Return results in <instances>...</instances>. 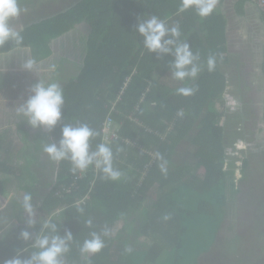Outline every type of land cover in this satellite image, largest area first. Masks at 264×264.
<instances>
[{"label":"trees","instance_id":"1","mask_svg":"<svg viewBox=\"0 0 264 264\" xmlns=\"http://www.w3.org/2000/svg\"><path fill=\"white\" fill-rule=\"evenodd\" d=\"M223 1L218 0L217 9L206 19H201L194 9L179 12L181 0H72V6L55 4L50 17L30 19L23 26L17 20L10 22L20 32L23 42L5 44L0 47V54L15 48H31V59L39 62L54 54L52 40L72 37L77 45L72 43L65 50L62 42L61 50L55 53L61 69L66 70L70 63L77 64V72L64 74L59 83L65 99L63 119L54 131H43L58 144L64 124H87L99 133L92 140V149L108 143L113 150L114 167L123 174L119 180L112 181L94 167L83 174L73 173L70 161L66 160L57 164L53 179L44 182L40 189L39 178L31 171L34 159L25 157L26 164L22 165L12 154H23L26 150V146L21 149L14 146L13 127L0 132V202L10 201L6 197L10 184L17 197L8 203L5 216L10 213L13 216L17 201L30 192L41 199L43 212L61 211L58 219L51 218L57 224V234L63 235L65 230L73 234L62 264H180L182 209L189 211L197 206L198 210L190 211L203 222V213L217 215L229 203L233 208L238 204L237 170L242 176L238 181H242L250 164L242 146H246L249 134L253 133L244 126L249 110L242 107V97L247 96L243 89L248 90L251 85L245 84L242 74H234L227 80L221 62L217 61L213 72L206 67L209 50L226 45L228 18L222 10ZM246 3L249 0H240L236 5L238 15H246ZM27 13L28 16L31 12ZM258 14L264 23V10H258ZM153 15L169 27L178 25L181 42L190 44L199 55L204 67L196 96L173 95L167 102H161L159 82L155 79L159 70H154L157 63H151L154 80L150 81L144 74L154 54L151 57V52L144 51L143 37L136 31V25ZM79 27H85L87 34L80 33ZM204 40L209 48L197 51L199 46L205 47ZM84 53L86 56L82 58ZM71 54L73 57H69ZM19 93H14L16 99H10L12 107L8 114L23 120L26 117L18 109L29 94L23 90ZM215 93L224 94L220 98L225 104L221 114L214 109ZM7 94L2 96L0 107L4 106ZM0 95H3L1 89ZM180 112L183 116L178 115ZM106 127L109 134L104 132ZM180 147L182 154L178 151ZM157 152L168 161L166 174L159 168ZM217 190L221 191L220 196H215L212 202L213 192ZM141 207L145 219L138 234L147 239L145 244L130 241L125 227ZM224 210L221 215L225 214V222ZM257 217L264 227V209ZM88 220L92 221L90 226ZM43 223L29 226L25 221L11 231L0 241V261L16 254L26 258L37 251L33 243L41 234ZM105 228L113 229L115 235L103 236ZM24 229L32 233V240L20 237ZM228 230L232 232L230 227ZM93 232L102 235L105 247L88 256L81 252V247ZM258 235L264 238V231ZM210 256H215L214 248L207 257ZM257 261L247 264H264V257Z\"/></svg>","mask_w":264,"mask_h":264},{"label":"rangeland","instance_id":"2","mask_svg":"<svg viewBox=\"0 0 264 264\" xmlns=\"http://www.w3.org/2000/svg\"><path fill=\"white\" fill-rule=\"evenodd\" d=\"M29 1L30 0H19V4L27 6V2ZM229 1L234 2L233 0H226L225 9L228 10V12H232V8L229 7ZM71 2L72 0H68L65 3ZM246 5H248V3ZM254 10L255 12L253 11L252 17H256V14H258L255 8ZM36 14L37 13H34L33 16ZM26 17L29 16H21L20 19H30H25ZM14 20L19 21V19ZM20 25L21 24H16L17 27ZM234 25L235 30L231 32L239 36L238 40L242 41L245 50L246 48L249 50L252 48L253 53H255V69H250L246 76L245 74L243 75L245 77H252L253 75V80L249 82V85H251L253 89V93H250L251 90L249 89L246 93L247 96L242 97V107L249 110L246 112L248 121L247 123L246 121L244 122V126L253 132L249 134L246 146H242V149L245 150V155L249 157L250 164L247 177H244L242 181H238L242 176L239 170H237V182L240 191L238 195V204L235 208L231 205L232 203H229L228 208H222V210L236 209L227 210L225 222V214L221 215L222 210H219V214L217 215L209 211L203 213L201 216L205 217L202 219L205 221L199 222L200 219L197 217L194 218L195 215L191 212L198 210L197 206L196 209H188L189 211L182 209L181 219L184 232L182 234V248L179 251L181 256L180 264H247L252 263L254 260L262 261L264 257V238L261 239L258 235L264 231V227L262 225L260 226V222L257 219L258 213L264 209V70L261 65L264 48V23L260 17H257L251 18L246 22L243 21L242 23L234 22ZM236 26L240 29H236ZM79 29V32L84 35L88 32L85 27H79ZM231 29H233V25ZM67 37H69V39L65 40V46H69L70 43L72 44L73 42L71 36H66V38ZM69 57H73V55L71 54ZM31 58V48H19L13 51L11 56L3 61V66L0 67V89L3 94L0 95V101H2L4 95L8 93L4 98V106L0 107V132L7 127H13L12 139L15 141L14 146H17L18 149H21L22 146H26V150L22 152L23 154H12L16 155L17 161L22 165L26 164L27 158L25 157L34 159V163L31 165V171L39 178V188L41 189L42 184L49 179H53V176L57 173L58 163L51 160L48 154L43 150L45 143L54 141L50 139L43 129H32L26 123L22 126L23 123L27 121L26 118L21 120L17 119L16 116H8L6 115V109L12 107L10 99H16L14 93L17 94L20 90H23L30 94L31 87L39 80L47 84L49 79L53 78L56 83H60L63 81L64 74L67 75L69 74L68 72H77V64L70 63L66 65V70L61 69L59 60L57 58L51 59L50 57L35 63L34 69L29 72L24 70L22 65ZM70 59L75 60L74 58ZM56 68H58V70H56ZM251 82H255V85L252 86ZM241 95H243V92L240 93V96ZM239 99L240 97L237 98V100ZM224 106L225 104L218 100L215 103L214 109L221 113V109H224ZM256 113L258 118L255 121L257 117ZM16 127L18 128L17 131ZM106 131H108V128H106ZM180 149L181 147L178 148L179 153H184L180 152ZM178 158L179 156L175 158L177 162L179 160ZM12 183H15V181ZM8 186V194L6 197H11L9 198V202H13L12 199L17 197H14L15 191L10 189L12 184ZM220 192V190L213 192L215 195L213 196L214 198L211 197L212 202H215V196H220ZM194 193L195 192L191 194ZM29 194L32 196V219L35 223H43L53 217L54 219L59 218L61 211L56 210L54 213H44L40 209L41 199L37 195L35 196L34 193L30 192ZM150 196L151 198L153 197L152 195ZM19 198L20 195L18 196V199ZM8 203L4 204L0 202V241L5 239L9 233L19 225L25 224V221L27 223L29 219L23 207V198H20L15 204L16 212L12 213L14 215L11 217V213L8 217L5 216L4 210L9 208ZM18 214H20V217H18ZM144 219V208L141 207L132 215V219L125 224L130 241L143 244L147 243V239L143 235L138 234L139 230L144 225ZM229 227L232 229V232L228 230ZM110 235H115L113 229H111ZM134 248H137L136 244ZM212 248H214L215 256L207 257L211 253ZM258 262L259 261H257V263Z\"/></svg>","mask_w":264,"mask_h":264},{"label":"clouds","instance_id":"3","mask_svg":"<svg viewBox=\"0 0 264 264\" xmlns=\"http://www.w3.org/2000/svg\"><path fill=\"white\" fill-rule=\"evenodd\" d=\"M250 4L261 10L256 3L249 0ZM218 0H181L179 12L194 9L201 19L210 17L217 9ZM22 11L19 0H0V47L14 41L17 45L23 42L20 32L10 26V22L18 18ZM136 31L143 37L144 47L157 56L173 57L170 67L172 77L180 82L196 80L204 65L199 63L200 57L195 54L190 44L181 42V31L179 26L169 27L165 21L153 15L148 19L139 20ZM35 61L27 60L22 68L31 72L35 67ZM217 60L214 55H210L206 61L209 72L216 69ZM178 95L184 97L192 96L195 88L182 86L176 90ZM65 103L63 89L59 83L52 82L45 84L38 81L30 89V94L26 101L18 109L19 113L27 118L28 125L32 129H44L52 132L63 119V106ZM183 116V112L178 113ZM107 128V127H106ZM106 129L105 133L109 134ZM99 135L87 124H64L61 129V138L57 143H45L43 150L54 162L70 161L72 172H86L90 167L103 174L105 179L117 181L122 177V172L114 167V154L108 143H100L95 150L92 149V140ZM108 142V141H107ZM155 158L159 161L161 172L167 173L168 161L163 155L155 153ZM11 198V197H9ZM23 207L29 219L28 225L35 223L32 219L33 205L32 196L25 193L23 196ZM82 212L83 209H80ZM225 211V210H224ZM227 213V210H226ZM90 226L91 220L87 221ZM44 230H48L45 232ZM103 236L110 235V231L105 228ZM101 234L93 232L90 239H86L81 247L84 254H97L105 247ZM20 237L29 241L33 239L32 233L27 229L20 232ZM73 239L70 230H65L63 235L57 234V224L50 218L44 221L41 234L35 237L33 247L37 249L28 257L20 254L0 261V264H62V257L69 251L68 243ZM131 251V249H128Z\"/></svg>","mask_w":264,"mask_h":264},{"label":"crops","instance_id":"4","mask_svg":"<svg viewBox=\"0 0 264 264\" xmlns=\"http://www.w3.org/2000/svg\"><path fill=\"white\" fill-rule=\"evenodd\" d=\"M66 1L67 0H65L64 3ZM233 1L234 2L229 1V7L232 8V10H233L232 12H228V10L225 9L226 0L223 1L224 3H223V7H222L223 13L226 14L227 18H228L226 45L225 46H223V45L219 46L217 48V50L213 49V50H209V52H208L209 55H214L218 62L223 63L221 65V71L226 75V78L229 81L231 80V78L234 74H242V75L245 74V76H246V74L248 73V71L250 69H255V65H254L255 53H253L252 48H250V50L248 48H246V50H245L243 48L242 41L238 40L239 36L237 34L234 35V32H231V31L235 30L234 22L242 23L243 21L244 22L249 21L251 18L259 17L258 14H256L257 15L256 17L251 16L253 14V11L255 12V10H254L253 5H251L250 3H248V5H246L247 3L245 4L246 15H238L236 12V5L239 3L240 0H233ZM73 4L74 3L71 2V3H67L66 5L72 6ZM232 25H233V29H231ZM236 29L239 30L240 28L236 26ZM68 39H69V37L66 38V36H63V37H60V39L58 41H54V40L51 41L50 45L52 47V53H54L53 56L52 55L50 56L51 59L58 58L57 55H55V53H58L59 50H61L60 47L62 46V42L65 43L66 42L65 40H68ZM70 45H71V43H70ZM70 45L65 46V50L68 49V47L71 48ZM74 45H77V44H74ZM204 45H205L204 48H201L199 46L200 50H197V51L201 52V49L203 50V49L209 48L206 40H204ZM16 49H19V48H15L12 51L0 54V67L3 66V61L7 60L9 58V56H11L13 51H15ZM137 49H138V47H137ZM80 50H81V48H80ZM146 50L147 49L145 48L144 51H146ZM85 53L83 54L84 56H81L82 58H84L86 56ZM60 54H64V53L62 52ZM152 55H153V53H151V57H152ZM172 59H173V57H171V56L160 57V56H157L156 54H154L149 66L146 69V72L144 73L150 78V81L154 80V77H151V74H150V72L152 70L151 63H157V64H154V70H156V71L159 70L158 78H155V79L158 80V82H159V87H160L159 91H160V96H161V102L162 101L167 102L169 97H171L173 95L180 96L177 94L176 90L182 86H190V87L195 88V92L193 95L196 96V94L198 93L196 87L200 85L202 77H203V69H202L201 72L199 73L197 79L194 81L188 80L185 82H180V81L175 80L172 77V70L170 67V63H171ZM263 62H264V48H263V59H262L261 65L263 64ZM237 69H239V70L237 71ZM135 73H136V71L133 72V75ZM245 76H243V78H246L245 82L247 81V84H249L250 80H253V75H252V77L251 76L245 77ZM52 82H55V81L53 80V78H50L48 83H52ZM251 84L253 86V85H255V82H251ZM222 96H224V94L221 95L219 93H215V95L212 98L215 99L214 100L215 102H217L219 100L222 103H224L223 99H220V98H222ZM224 109H225V106H224ZM224 109H221V111H222L221 113L224 112ZM6 110H7L6 115L14 117L13 114H11V115L8 114L10 109H6ZM225 212H226V210H225Z\"/></svg>","mask_w":264,"mask_h":264},{"label":"flooded vegetation","instance_id":"5","mask_svg":"<svg viewBox=\"0 0 264 264\" xmlns=\"http://www.w3.org/2000/svg\"><path fill=\"white\" fill-rule=\"evenodd\" d=\"M64 1L65 0H30L29 2H27L28 3L27 6L20 4V7L22 9H24V11L16 19H19L20 22L23 21L21 23L24 24L30 19L41 20L43 18L50 17L53 14V12H54L53 11L54 7H56L57 5L59 7L65 6ZM55 4H57V5H55ZM251 5H253V4H251ZM28 10L31 13H29V15H28L29 17H26L25 19H27V18H30V19H27V20L20 19L21 16H27ZM34 13H37V14L35 16H33ZM38 13H40V14H38ZM35 17H38V18H35ZM245 84H246V82H245ZM249 89L251 90L250 93H253L252 87H250ZM243 90L245 91L244 93L246 94L247 93V89H243Z\"/></svg>","mask_w":264,"mask_h":264},{"label":"built area","instance_id":"6","mask_svg":"<svg viewBox=\"0 0 264 264\" xmlns=\"http://www.w3.org/2000/svg\"><path fill=\"white\" fill-rule=\"evenodd\" d=\"M254 3L257 4V6L261 9L264 10V0H252Z\"/></svg>","mask_w":264,"mask_h":264},{"label":"water","instance_id":"7","mask_svg":"<svg viewBox=\"0 0 264 264\" xmlns=\"http://www.w3.org/2000/svg\"><path fill=\"white\" fill-rule=\"evenodd\" d=\"M257 9V8H256Z\"/></svg>","mask_w":264,"mask_h":264}]
</instances>
